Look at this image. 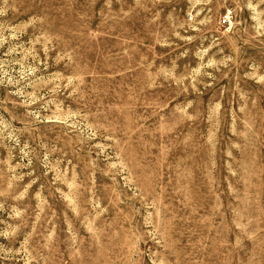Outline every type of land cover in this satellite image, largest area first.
<instances>
[{"label":"rangeland","instance_id":"rangeland-1","mask_svg":"<svg viewBox=\"0 0 264 264\" xmlns=\"http://www.w3.org/2000/svg\"><path fill=\"white\" fill-rule=\"evenodd\" d=\"M0 264H264V0H0Z\"/></svg>","mask_w":264,"mask_h":264}]
</instances>
